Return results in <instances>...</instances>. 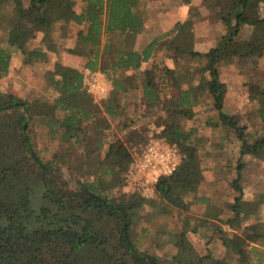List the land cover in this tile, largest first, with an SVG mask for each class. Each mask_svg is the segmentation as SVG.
Here are the masks:
<instances>
[{
    "label": "trees",
    "instance_id": "trees-1",
    "mask_svg": "<svg viewBox=\"0 0 264 264\" xmlns=\"http://www.w3.org/2000/svg\"><path fill=\"white\" fill-rule=\"evenodd\" d=\"M163 1L166 0L13 1L7 36L0 40V79L10 68L13 50L20 52L26 63H53L50 51L56 43H46L45 38L49 39L59 26L68 33L74 30L76 46L86 57V68L113 72L114 76L107 95L95 101L84 86L83 70L64 64L65 69L58 73L56 61L46 71L52 96L25 99L14 94L0 95V264H204L202 257L196 258L188 236V221L175 235L182 253L173 262H164L160 255L141 249L132 238V229L138 209L146 203L158 205L161 211L168 210L165 205L179 210L190 208L192 200L188 197L198 190L207 168L202 145L193 139V129L183 127L181 119L193 118L205 93L212 97L219 117L217 123L209 124L232 130L241 141L240 158L231 182L235 190L232 205L224 208L208 203L199 225L193 228L206 226L212 220L234 225L250 210H256L244 198L241 178L245 163L241 157L251 154L264 159V134L250 141L247 126L224 109L219 66L241 55V34L247 25L255 31L254 39L247 42L248 54L264 55V0H230L231 15L217 11L226 32L208 51L194 49L193 16L177 20L164 36L141 49L128 48V33L149 30V4ZM177 1L196 9L192 0ZM218 1L208 4L216 7ZM2 10L0 2V16ZM39 31L44 32V45L33 43ZM161 46L208 58V74L201 75L198 83L189 81L184 86L177 70L167 64L159 66L154 62L144 69ZM261 91L259 81L250 83V99H257ZM142 103L145 113L139 116L156 117L136 125L139 116L132 117L128 112ZM257 111L264 127V98L258 102ZM100 116L106 128H111V120L121 118L122 131L126 130L136 144L149 139V132L154 130L155 138L177 145L180 164L171 174L159 178L155 186L157 198L149 199L138 191H121L119 185L124 184L133 154L115 132V137L107 131L91 137L90 123ZM39 126L46 127L52 138L84 144L93 149L94 156L73 163L66 154L56 152L44 160L37 150ZM66 165L70 178L65 175ZM91 166H96L92 173L88 172ZM87 172L91 178L85 177ZM219 222L215 227L231 250L219 264H249L251 245H264V224L259 222L255 231L229 235Z\"/></svg>",
    "mask_w": 264,
    "mask_h": 264
},
{
    "label": "rangeland",
    "instance_id": "rangeland-1",
    "mask_svg": "<svg viewBox=\"0 0 264 264\" xmlns=\"http://www.w3.org/2000/svg\"><path fill=\"white\" fill-rule=\"evenodd\" d=\"M14 0H0L2 6V14L0 16V40L4 41L12 18L11 8ZM21 1V0H15ZM208 1L214 0H192L196 9L191 10L190 5L183 4L181 1L166 0L160 3H150L149 12L151 18L149 20V30L147 33L129 35L127 39L128 47L131 49H141L147 43L160 33H166L172 29L177 20H185L193 16L194 18V49L199 51H208L211 47L218 44L226 32V25L217 16V11L224 15H231L232 6L230 0H219V6H209ZM264 12V7L262 8ZM191 12V15H190ZM60 27V26H59ZM57 27L50 35L46 37V43H56L57 62L39 63L23 62V55L20 52L12 51V60L7 74L0 79V95L9 96L14 94L25 99H35L42 95H51L52 89L46 84L47 68L55 66L56 71L61 73L67 64L62 59V54L69 52L70 54L82 55L80 47L67 48L70 38L68 31ZM71 32L74 36V30ZM69 32V33H71ZM44 35L43 31H39L35 37L34 43H42L41 39ZM67 36V37H66ZM255 31L252 26H245L241 34L242 53L236 56L234 62L224 63L219 66L220 79L224 84V109L235 115L241 124L247 126V134L250 141L264 134V127L258 114V102L264 98V55L260 57L248 54L247 42L254 39ZM4 39V40H3ZM67 39V41H65ZM63 52V53H62ZM105 61V59H103ZM107 60V59H106ZM156 62L159 66L165 64L177 70L179 77L183 81V85L187 86L190 81L193 84L198 83L201 75L208 74L206 68L209 66V59L204 56H192L182 52H172L166 47H158L153 52L150 62L144 64V69L150 67ZM54 64V65H53ZM63 64V65H62ZM65 64V66H64ZM100 71V70H98ZM105 78L110 81L111 87L113 72L101 71ZM259 81L262 91L257 99L252 100L249 97V85L252 82ZM102 96L92 94L95 101H100L107 95ZM212 97L205 93L202 96L201 104L197 107V112L191 119H181V124L188 131L193 129V139L198 140L202 145V152L205 155L204 164L206 171L204 179L199 184L198 190L191 194L188 199L192 200V204L188 210H179L165 205L166 211H161L158 205L146 203L138 209L137 222L133 226L132 238L138 246L146 251H151L160 255L162 261L168 259L176 261L177 257L182 253L180 246L176 243L175 235L179 232L183 225L189 222V238L194 245L197 257H202L204 264H219L220 260L226 256H230L231 250L228 249L221 239V232L215 227L218 220L210 221L206 226L194 229L199 225V220L203 217V211L208 203H213L224 208H229L233 203L235 190L231 182L236 176L237 160L240 158L241 141L234 135L230 128L222 125L212 126L209 121L217 123L219 120L218 111L214 107ZM135 111V112H134ZM130 116H139L145 113V104L131 112ZM159 113V112H158ZM152 115L141 117L136 120V125L143 124L147 119H155ZM119 120V121H118ZM110 123L111 128H106L103 117L94 118L90 123L89 133L91 137L96 138L101 132H110V136L116 135L122 137L128 144L133 154L132 162L124 174V184L119 185L121 191L133 193L138 191L142 196L149 199L157 198L156 187L150 183L149 188L143 185V177L139 171L132 168V163L139 159L143 149L151 144L160 142L159 138H155V131L149 132V139L144 138L136 144L129 139L126 130L121 129V118ZM37 150L44 160L51 158L54 153L59 152L66 154L69 161L79 163L87 156H94L93 149L72 139L52 138L46 127L37 129ZM162 142V141H161ZM180 151V150H179ZM245 166L242 170L241 184L244 190V198L250 203L251 208L255 211L249 212V215L234 225L221 223L225 233L231 235L233 233H246L255 231V227L259 222L264 224V159H259L251 154L241 157ZM96 166L89 167L91 172ZM65 175L70 178L68 165L64 167ZM85 173V177L91 178L92 174ZM151 182V181H149ZM116 187V186H115ZM118 188V187H116ZM252 244L253 254L249 264H264V245Z\"/></svg>",
    "mask_w": 264,
    "mask_h": 264
},
{
    "label": "built area",
    "instance_id": "built-area-1",
    "mask_svg": "<svg viewBox=\"0 0 264 264\" xmlns=\"http://www.w3.org/2000/svg\"><path fill=\"white\" fill-rule=\"evenodd\" d=\"M110 85L101 71L86 69L84 72V86L87 91L102 96L106 94ZM181 161V153L176 144L156 142L147 145L139 159L132 163V168L142 175L143 185L149 188L152 183L156 186L162 175L171 174ZM151 181V182H149Z\"/></svg>",
    "mask_w": 264,
    "mask_h": 264
},
{
    "label": "crops",
    "instance_id": "crops-1",
    "mask_svg": "<svg viewBox=\"0 0 264 264\" xmlns=\"http://www.w3.org/2000/svg\"><path fill=\"white\" fill-rule=\"evenodd\" d=\"M78 1H81V0H78ZM145 33H147V31L146 32H143V33H140V35L142 36V34H145ZM161 35H158L159 37H161V36H164V34L165 33H160ZM129 35H133L132 33H128L127 34V36H126V46L128 47V44H127V39H129ZM68 36L69 37H74V39L73 38H70L71 40H69V42H68V44H67V48L69 49V48H73V47H75V45H77L76 44V36L74 35L73 36V33H68ZM158 36H156L155 38H157ZM43 37H44V35H43ZM43 37H42V39H41V41H43ZM67 37V36H66ZM155 38H153V39H155ZM153 39H151V40H153ZM36 39L34 38V40H33V43H34V41H35ZM150 40V41H151ZM65 41H67V39H65ZM149 41V42H150ZM148 42V43H149ZM147 43V44H148ZM41 44H43V43H41ZM44 45V44H43ZM129 48V47H128ZM131 49V48H130ZM50 53H51V57H52V59H53V57H54V60L56 61L57 60V56L59 55V53H58V55H57V52H56V48L54 49V50H51L50 51ZM63 53V52H62ZM62 59H63V61L65 62V64H67V65H69V66H75V67H77V68H79V69H81V70H83V72H85L86 71V69H90V68H86L85 66H84V64H85V62H86V59H84L83 58V56L82 55H78V54H70L69 52H66L65 54H62ZM92 70V69H91ZM95 71H98V70H95ZM101 71V70H100Z\"/></svg>",
    "mask_w": 264,
    "mask_h": 264
}]
</instances>
